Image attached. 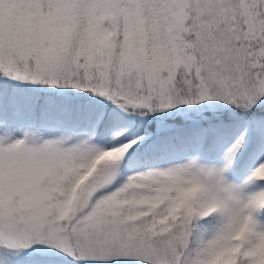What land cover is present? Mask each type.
Here are the masks:
<instances>
[{"label": "snow or ice", "instance_id": "6c2138e0", "mask_svg": "<svg viewBox=\"0 0 264 264\" xmlns=\"http://www.w3.org/2000/svg\"><path fill=\"white\" fill-rule=\"evenodd\" d=\"M0 264H264V0H0Z\"/></svg>", "mask_w": 264, "mask_h": 264}]
</instances>
